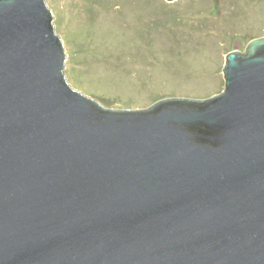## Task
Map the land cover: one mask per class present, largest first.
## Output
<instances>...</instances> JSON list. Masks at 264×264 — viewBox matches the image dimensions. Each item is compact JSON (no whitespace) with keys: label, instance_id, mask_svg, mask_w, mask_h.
Returning a JSON list of instances; mask_svg holds the SVG:
<instances>
[{"label":"water","instance_id":"95a60500","mask_svg":"<svg viewBox=\"0 0 264 264\" xmlns=\"http://www.w3.org/2000/svg\"><path fill=\"white\" fill-rule=\"evenodd\" d=\"M52 20L0 0V264H264V36L216 94L106 107Z\"/></svg>","mask_w":264,"mask_h":264},{"label":"rangeland","instance_id":"374dc122","mask_svg":"<svg viewBox=\"0 0 264 264\" xmlns=\"http://www.w3.org/2000/svg\"><path fill=\"white\" fill-rule=\"evenodd\" d=\"M68 83L106 107L224 88L232 49L264 36V0H45Z\"/></svg>","mask_w":264,"mask_h":264}]
</instances>
